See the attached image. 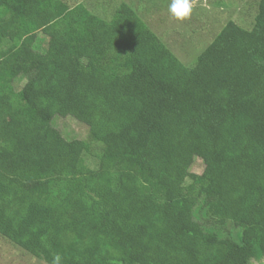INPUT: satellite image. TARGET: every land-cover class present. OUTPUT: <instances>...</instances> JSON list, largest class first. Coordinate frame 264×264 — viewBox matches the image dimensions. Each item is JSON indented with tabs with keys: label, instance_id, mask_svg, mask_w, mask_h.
<instances>
[{
	"label": "trees",
	"instance_id": "1",
	"mask_svg": "<svg viewBox=\"0 0 264 264\" xmlns=\"http://www.w3.org/2000/svg\"><path fill=\"white\" fill-rule=\"evenodd\" d=\"M263 1L188 66L127 2L105 19L83 2L0 0V234L48 264L264 258ZM68 117L88 138L65 136Z\"/></svg>",
	"mask_w": 264,
	"mask_h": 264
},
{
	"label": "rangeland",
	"instance_id": "2",
	"mask_svg": "<svg viewBox=\"0 0 264 264\" xmlns=\"http://www.w3.org/2000/svg\"><path fill=\"white\" fill-rule=\"evenodd\" d=\"M64 1L70 6L83 2L91 11L105 19H111L119 5L127 2L184 64L192 66L195 64L197 56L223 31L229 22L233 21L241 27L251 28L256 21L259 4L262 0H194L190 17L184 20H178L169 13L170 0ZM39 47L44 51V41H40ZM24 82L25 79L22 78L14 81L16 90H20ZM64 124L67 126L64 130L67 138H88L89 127L86 124L72 117L57 123L63 127ZM100 147L99 143H93L92 152L85 155V164L88 168L97 167L96 156L100 152ZM192 170L197 173L203 172L202 159H194ZM194 214L201 220L208 217V213L202 205L195 209ZM207 229L217 232L220 236L228 235L241 241V228L231 220L220 223L213 219ZM0 264L48 263L15 246L0 234ZM250 264H264V258H253Z\"/></svg>",
	"mask_w": 264,
	"mask_h": 264
},
{
	"label": "clouds",
	"instance_id": "3",
	"mask_svg": "<svg viewBox=\"0 0 264 264\" xmlns=\"http://www.w3.org/2000/svg\"><path fill=\"white\" fill-rule=\"evenodd\" d=\"M194 6V0H170L168 5L169 13L178 20L189 18ZM52 264H62V257L56 254L52 259Z\"/></svg>",
	"mask_w": 264,
	"mask_h": 264
}]
</instances>
